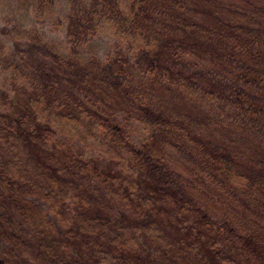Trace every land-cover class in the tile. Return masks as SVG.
<instances>
[{"label":"trees","instance_id":"trees-1","mask_svg":"<svg viewBox=\"0 0 264 264\" xmlns=\"http://www.w3.org/2000/svg\"><path fill=\"white\" fill-rule=\"evenodd\" d=\"M18 1L69 47L0 40V264H264V0Z\"/></svg>","mask_w":264,"mask_h":264},{"label":"rangeland","instance_id":"rangeland-1","mask_svg":"<svg viewBox=\"0 0 264 264\" xmlns=\"http://www.w3.org/2000/svg\"><path fill=\"white\" fill-rule=\"evenodd\" d=\"M67 12L68 5L64 1H58L52 12L40 16L32 9H26L18 0H0V40L6 51L13 53L17 42L24 43L29 36L31 39V35L37 33L43 40L58 45L63 52H66L69 47L65 37L64 21ZM116 40L117 37L112 26L104 24L97 35L80 48V54L85 59L96 57L105 60L107 56H111V52L117 46ZM3 85L4 88H11V83L6 75H2L0 79V86ZM67 132L65 130L62 136H65ZM71 134L73 135V133ZM85 151L93 156H98L101 153L100 146L92 140L86 142ZM41 204L40 208L44 210V215L55 225L52 221L58 219H55L50 212H46L47 206L44 203Z\"/></svg>","mask_w":264,"mask_h":264}]
</instances>
